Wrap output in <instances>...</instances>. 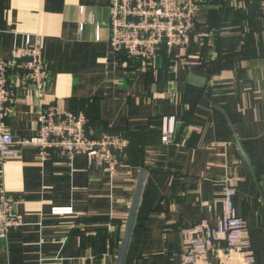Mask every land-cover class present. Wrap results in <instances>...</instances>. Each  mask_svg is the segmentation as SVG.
<instances>
[{
    "label": "crops",
    "instance_id": "obj_1",
    "mask_svg": "<svg viewBox=\"0 0 264 264\" xmlns=\"http://www.w3.org/2000/svg\"><path fill=\"white\" fill-rule=\"evenodd\" d=\"M110 1L0 0V58L38 36L50 70L41 96L11 78L14 138L35 135L39 106L57 103L86 115L89 136L129 141L114 174L86 154L15 145L0 184L23 225L0 238V264H183V230L218 222L227 185L264 264L260 1L203 0L190 45L162 48L149 66L111 47Z\"/></svg>",
    "mask_w": 264,
    "mask_h": 264
},
{
    "label": "built area",
    "instance_id": "obj_2",
    "mask_svg": "<svg viewBox=\"0 0 264 264\" xmlns=\"http://www.w3.org/2000/svg\"><path fill=\"white\" fill-rule=\"evenodd\" d=\"M203 0H111L109 41L116 53L145 61L149 66L159 51L187 47L196 28L199 5ZM264 13V0H259ZM16 75L25 88L40 96L50 79V70L42 54V39L27 36L25 44L14 49L12 58H0V165L15 156V145L34 146L44 158L53 151L71 160L77 154L92 156L103 171L114 174L121 165V155L129 141L117 133L89 136L87 117L60 108L57 103H43L37 111L38 132L14 138L7 124L17 100L11 78ZM172 83V82H171ZM174 125L165 129L164 142L174 135ZM0 174L4 175L3 169ZM236 188L223 190V214L215 225L207 220L183 230V264H211L215 252L219 264H254L244 219L234 206ZM63 210V211H62ZM71 209H55L68 212ZM23 225L15 212V201L0 184V238Z\"/></svg>",
    "mask_w": 264,
    "mask_h": 264
},
{
    "label": "trees",
    "instance_id": "obj_3",
    "mask_svg": "<svg viewBox=\"0 0 264 264\" xmlns=\"http://www.w3.org/2000/svg\"><path fill=\"white\" fill-rule=\"evenodd\" d=\"M123 55H125L127 58H130V57H129L127 54H125V53H124Z\"/></svg>",
    "mask_w": 264,
    "mask_h": 264
}]
</instances>
